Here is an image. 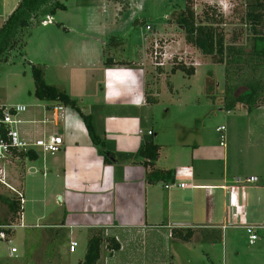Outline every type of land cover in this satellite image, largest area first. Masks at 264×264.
<instances>
[{
	"label": "rangeland",
	"instance_id": "rangeland-1",
	"mask_svg": "<svg viewBox=\"0 0 264 264\" xmlns=\"http://www.w3.org/2000/svg\"><path fill=\"white\" fill-rule=\"evenodd\" d=\"M62 1L67 7L52 16L51 25L39 24L31 29L24 56L18 51L13 52L9 62L0 63L1 105L23 104L29 112L37 106L44 109L50 103L39 100L35 95L33 64L43 68L47 83L66 90L79 101L80 106L89 104L90 108L98 96H102L105 102L104 94L112 95L117 82L105 75L104 57L131 62L127 68L134 74L125 76L126 80L130 79L127 87L131 90L126 88L125 92L126 84L123 83V88L118 90L125 98L124 102L136 104L135 101L144 95L141 76L145 74V66L142 64L147 63V97L158 98L142 113L148 121L145 125L154 132V135L146 137L161 144L158 166L175 168L180 165L182 170L187 166L181 165L195 162L200 173L214 174L216 168L220 171L238 169L249 177L252 173L264 172V97L251 109L238 103L227 110L224 105L225 63L202 54L189 44L177 23L178 14L189 5L198 19H205L206 14L215 18V26L225 33L227 43L233 42L237 34L236 42L241 44L247 38L243 23L247 0ZM158 62L163 65H157ZM178 65L193 67L196 71L192 75L181 69L173 72L172 68ZM108 82L112 85L108 86ZM106 101L110 105L115 99ZM127 110L136 112L133 107ZM28 112L22 115L26 116ZM220 126L226 127L224 145H221V133L217 131ZM48 127L45 133L33 134L31 139L56 134L53 124ZM60 127L59 133L66 141L67 133ZM20 129L23 131L25 126H20ZM108 145L106 142V147ZM62 153L55 157L41 154L38 161L28 160L25 165L22 164L23 158L18 159L17 156L11 158L8 165L7 161L1 162L2 167L5 165L11 174H16L23 181L27 201L14 221V233L9 234L13 236L11 240L0 238V264L83 263L91 234L89 175L79 174L76 163L68 162L67 158L61 157ZM51 163L59 166V178L56 171L50 169ZM178 180L187 181L185 178ZM257 185L260 184L246 187L244 224H254V215L264 224V189ZM173 192H179L180 198L183 194L176 189ZM201 192L213 194V191ZM0 193L8 197L16 195L1 182ZM8 211L7 204L0 200L1 222L8 220ZM232 211L235 209L231 208ZM54 212L58 214L54 216ZM59 214L64 216L60 221L65 222L66 229L45 227L60 225L62 222L54 223L55 218H60ZM179 220L183 218L177 215L173 221ZM21 221L28 227H21ZM230 228L228 231L234 234L235 253L238 254L232 255L229 263L264 264V226L258 230L260 239L255 245L249 243L242 225ZM72 240L79 243L75 253L69 251ZM11 247H16L18 252L11 255ZM106 250L104 244V257ZM194 264H224L222 252L211 258L205 255L204 260Z\"/></svg>",
	"mask_w": 264,
	"mask_h": 264
},
{
	"label": "crops",
	"instance_id": "crops-1",
	"mask_svg": "<svg viewBox=\"0 0 264 264\" xmlns=\"http://www.w3.org/2000/svg\"><path fill=\"white\" fill-rule=\"evenodd\" d=\"M20 1L0 0V28ZM49 25L51 24L44 26ZM103 63L105 64V57ZM130 63L127 60H123V62L122 60H113V63L105 64V75L121 76L114 80L117 85L116 89L112 90L113 94H104L106 100L111 99L112 102L115 99L112 104L109 105V101L106 100L103 102V97L98 96L96 102L89 108V104L80 106L79 101L75 99L83 113L93 116L97 133L101 134L102 138L104 136L105 141L110 144L106 149L115 154V157H112V162H106L98 147L93 144L80 113L63 104L61 105L64 106V111L59 113L54 112L53 106L55 104L52 103L47 104L44 109H40V106L29 112L27 109L28 114L22 116L24 122L21 126H25L24 132H22L27 137L34 138L33 134L45 133L51 124L57 130L55 133L60 136H62L59 133L60 125V129L66 131L67 139L65 141L62 136L64 146L57 153L63 152L61 157L67 158L71 164L76 163L75 167H77L79 174L89 175V229L92 232L95 228H103L106 236L115 237L120 244V248L117 250H110L106 247L105 257L102 251L103 264H192L204 260L205 255L207 258H211L214 254L218 256L220 252H222L224 264H230L232 255L236 256L238 253H235L237 248H235L234 234L228 231L232 229L230 228L231 225L224 226L230 211L228 190L237 179L248 177L242 175V171L238 169L220 171L216 168L214 174L200 173L196 169L195 162L181 165L187 166V169L182 170L179 169L180 165L175 168L161 167L158 166L159 151L155 168L175 169L177 174L185 170V172L176 175V179L185 178L187 179L186 182H193L199 187L182 189L173 186L168 189L163 182L150 183L147 180V173L151 167H147L144 164L145 159L139 155L141 147L146 142L151 141L146 136L154 135V132L151 135L148 133L152 129L145 125L148 121L142 113V110L151 104L147 101L148 84L146 81L149 79L146 68L148 64H142L145 66V74L141 76L144 95L141 100L137 99L136 104H133L124 102L125 98L120 96L121 92L118 90V88H123L121 83L126 84L125 92L126 88L131 90L127 87L130 79L126 80L124 77L134 74L127 68ZM132 63L135 62L132 61ZM101 89L104 92L102 85ZM68 94L70 95V93ZM118 96L121 98H117ZM118 107L122 108L119 109ZM129 107L135 108L136 112L128 111L127 108ZM110 108L121 111L119 113L112 112ZM159 145L161 146V144ZM57 153H47L44 156L55 157ZM38 154L35 159L37 161L42 157L41 153ZM22 158L24 165L30 160L27 157ZM9 160H6L7 165L10 164ZM4 167L5 165L0 173V182L14 191L17 197L19 196L16 190L22 192L24 199H26L27 192L24 187L22 188L23 181ZM50 169H54L59 178V166L56 167L51 163ZM28 173L30 174V171ZM183 174L186 175L183 176ZM259 174L261 172L252 173L249 177H258L259 181L256 183L260 185L257 186L264 189V172ZM13 176L17 179H14ZM256 183L249 186L253 187V184ZM71 185L79 186L78 184ZM223 186L229 188L225 189ZM173 189H176L177 192H183L181 198L179 192L176 194ZM196 191L198 192L196 193ZM201 191H213V194ZM57 214L58 212L53 213L54 216ZM177 215L182 216L183 220L174 222V217ZM59 216L60 218H55L54 223L62 222L64 225L45 227L66 229L65 222L60 221L61 217L64 218V216L62 214ZM249 216L250 214H248V219ZM262 216L264 218V214ZM47 217L49 216L45 218ZM253 220L255 225L260 226L259 229L264 226L258 221L257 215L253 216ZM21 223L23 222L21 221ZM26 226L28 227L23 223L21 227L27 228ZM190 227L195 230L190 241H183L173 236L174 228Z\"/></svg>",
	"mask_w": 264,
	"mask_h": 264
},
{
	"label": "trees",
	"instance_id": "trees-1",
	"mask_svg": "<svg viewBox=\"0 0 264 264\" xmlns=\"http://www.w3.org/2000/svg\"><path fill=\"white\" fill-rule=\"evenodd\" d=\"M66 7L62 0H21L0 28V63L9 62L13 52L18 51L24 56L31 29L42 24L47 16L52 17L58 10H64ZM215 20V18L209 17V14L205 15V19H198L192 7L186 5L178 14L177 23L183 29L185 39L189 44L197 47L202 54L213 56L218 62L225 63L224 105L227 110L234 108L238 103L251 109L258 105L264 97V0H247L243 18L247 38L241 44L236 42L237 34L233 37V42L227 43L225 33L217 29ZM111 63H113V59L107 57L105 64ZM178 69L186 71L189 75L196 71L195 68H186L184 65L174 66L172 71L175 72ZM32 74L35 81L36 97L55 105L63 104L76 109L85 123L93 144L98 147L106 162H112V157H115V154L106 149V141L97 133L93 116L83 113L77 101L66 90L47 83L41 66L33 64ZM147 101L153 103L157 101V96L147 97ZM2 109L0 104V111ZM160 148L158 143L151 140L140 149L139 155L145 159L144 164L151 167L147 173V180L150 183H174L176 181L175 169L155 168ZM38 155V152L34 150L18 154L19 157H27L30 160H35ZM0 200L7 204L8 212H10L8 220L0 221V232H6L8 240H11L13 236L9 234L14 233V230L1 227L14 224L22 211V203L15 195L8 197L1 193ZM258 230H256L257 234ZM194 231L191 227L174 228L173 236L183 241H190ZM104 244L110 250L120 248L117 239L106 236L103 228L93 229L88 239L84 261L81 264H101Z\"/></svg>",
	"mask_w": 264,
	"mask_h": 264
},
{
	"label": "built area",
	"instance_id": "built-area-1",
	"mask_svg": "<svg viewBox=\"0 0 264 264\" xmlns=\"http://www.w3.org/2000/svg\"><path fill=\"white\" fill-rule=\"evenodd\" d=\"M53 22V17L47 16L43 21V25H47ZM151 29L150 26L147 27ZM157 65H163L162 62H158ZM112 80H116L121 76H110ZM125 77V76H124ZM122 77V78H124ZM107 85L111 86L112 82H108ZM3 109L0 111V173L2 171L1 162L9 160L11 158H15L18 156L19 152H28L30 150H34L41 154L47 153H57L61 151L64 140L63 137L58 134H50L44 135L43 137H37L35 139H31L27 137L22 130L20 129L21 124L24 122L22 119V114L27 111V106L20 104L16 106H5L1 105ZM53 110L56 113L60 111H64V106L61 104H56L53 106ZM226 130L225 126H220L217 128V131L221 133V145H224L226 140L225 134L223 133ZM150 135L153 133L152 131L148 132ZM185 172L184 171H180ZM178 172V174L180 173ZM176 173V175H178ZM186 175V174H185ZM183 174V176H185ZM1 180V178H0ZM259 181V178L256 176H251L244 179H237L235 184H233L230 188L227 186H223L225 189H228L229 192V202H230V211L229 216L226 220L224 226L229 225H242L248 235V239L250 244H255L257 240H259V235L256 233V230L260 228V226L255 224H244V204L246 201V187H248L252 183H256ZM3 182V181H2ZM173 186H178L182 189L188 188H198V185H195L193 182L179 181L176 179L174 183L166 184V188H172ZM17 195L20 198L21 203L25 202L24 196L22 192L16 190ZM231 208L235 209V211L231 212ZM23 226V223H21ZM13 225L7 227L2 226L1 228H13ZM1 239H8L6 232H0ZM79 243L75 240L70 242L69 251L75 252ZM11 254L17 253L18 249L16 247H11Z\"/></svg>",
	"mask_w": 264,
	"mask_h": 264
},
{
	"label": "water",
	"instance_id": "water-1",
	"mask_svg": "<svg viewBox=\"0 0 264 264\" xmlns=\"http://www.w3.org/2000/svg\"><path fill=\"white\" fill-rule=\"evenodd\" d=\"M60 199V201L62 200L61 198H59Z\"/></svg>",
	"mask_w": 264,
	"mask_h": 264
}]
</instances>
